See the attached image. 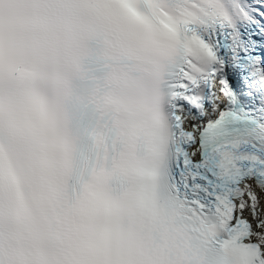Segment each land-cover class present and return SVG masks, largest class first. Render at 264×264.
I'll use <instances>...</instances> for the list:
<instances>
[{
	"label": "snow or ice",
	"instance_id": "snow-or-ice-1",
	"mask_svg": "<svg viewBox=\"0 0 264 264\" xmlns=\"http://www.w3.org/2000/svg\"><path fill=\"white\" fill-rule=\"evenodd\" d=\"M0 264H264V0H0Z\"/></svg>",
	"mask_w": 264,
	"mask_h": 264
}]
</instances>
